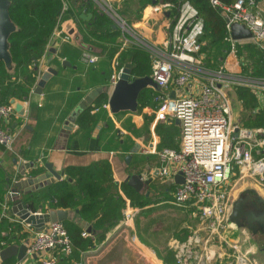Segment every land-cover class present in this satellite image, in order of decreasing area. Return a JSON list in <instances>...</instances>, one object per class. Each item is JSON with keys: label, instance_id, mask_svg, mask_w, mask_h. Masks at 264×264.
<instances>
[{"label": "crops", "instance_id": "obj_1", "mask_svg": "<svg viewBox=\"0 0 264 264\" xmlns=\"http://www.w3.org/2000/svg\"><path fill=\"white\" fill-rule=\"evenodd\" d=\"M92 1L95 8L100 7L104 11L105 8L101 7L103 1L110 8H119L122 16H124V13L127 16L126 21L119 17L120 20L125 22L126 30H124L116 21V17L115 19L108 11H104L114 22L113 29L118 28L122 32L120 48L114 56L109 57V50H104L105 46L97 45L96 43L99 42L92 39L86 31L83 33L86 27L84 22L92 20V13L83 12L86 15H92L90 20L83 19L81 14L79 19L76 18L77 20L72 17L65 19L62 26L58 28L59 33L57 32L53 36L49 47L56 49V55L47 54L46 57H43L40 67V76L50 67L55 69L57 74H53L45 83L42 94H37L33 90L28 101L14 99L17 103L23 105L25 114L21 115L16 111V115L4 125L10 132L17 135V140L15 153L10 152L5 145L0 143V165L12 164L14 176L19 177L18 174H20L22 176L21 180H24L46 173L45 164L51 163L56 171L59 173L64 172L62 178L64 180L65 169L68 167H85L98 161L108 160L112 165L115 177L116 186L113 188V192L117 191V193L122 194L121 185L122 183H127L126 179L131 176L129 170L130 166L136 163V154L138 156L144 155L145 159L152 162L153 167H147L137 174L142 175L143 181L152 180V182L145 185L139 193L142 194V191L147 187L156 188L160 181V183L169 185L172 189L170 199L166 197L167 199L165 198L159 203L160 205H166L170 200L172 202L176 185L172 184L171 181L162 179L158 174L157 171L161 162L158 155L142 154L141 148L145 146L156 151H160L163 148L178 150L180 148V139L179 137L176 139L175 136L179 133L181 138V123L178 124V120L173 119L158 122L155 118L154 101L153 106L145 105L142 113L125 111L113 114L111 110L101 109L99 112H95V109L96 107L102 108L104 103H109V97L113 90L111 83L112 73L123 69L127 63L135 65L133 62L134 54L133 52L129 53L130 46L136 45L135 36L145 40L156 49L168 50L173 27L171 17L165 12L157 11L154 5L141 8L135 13L133 10H135L134 7L136 8V5L133 4L134 7L128 4L126 6L123 5L126 0ZM114 25H116L115 28ZM247 42L250 41H238L233 44L230 53L222 66H220L224 71L231 74L249 75L245 72V68L242 65L243 45ZM88 56H97L99 60L95 64H89ZM198 56L203 58V60L205 59L202 53ZM51 59L52 61H49ZM64 60L69 64L63 66ZM180 71H182V68L177 65L174 69L176 76ZM201 81L202 79L200 78L195 82L190 93L198 92L200 89L199 82ZM97 87H103L104 92L88 107H92L90 113L91 116H95L96 121L88 127H81L79 118L88 111L87 108L78 115L73 127L68 129L67 123L76 107ZM145 90L154 91L155 93L158 91L152 87ZM231 91L228 92L230 100ZM186 93H188L187 90L183 91L174 83L170 86V96L173 98ZM257 97L259 99V109H263L264 97L263 95ZM134 118H137V124L143 128L147 127L148 129L151 127L152 137L150 136L147 142L142 139V141H138L135 144L133 138L128 137L131 139H127L120 134V130L127 133L125 131L128 129L127 125ZM145 118L148 123H145ZM158 123L159 125H157ZM165 142L168 147H166ZM137 144L141 146L140 150L137 153H132L133 149H137ZM130 154H132V158L128 163L126 158ZM12 157H14L13 161L11 160ZM33 161H35V167L27 169L26 165ZM22 169H25V175L21 174ZM235 177L237 185L234 189V196L236 200L246 193H253L252 190H255L256 193L264 198V185L258 179L240 175L237 170ZM54 181L57 180H47L42 185L40 184L39 187L30 186L25 191L34 192V190L46 187L50 182ZM250 183L254 185L251 186ZM7 193L3 202L7 198ZM147 197L149 198V196ZM3 202H1V209ZM49 206L47 204L46 207L30 210L32 212L46 211ZM84 208L85 204H82L77 209L78 212L77 210L69 211L68 218V220L79 225L84 232L88 233V236L83 235L84 237L92 240L93 247L80 254L79 261L82 264H176L175 253L171 248V243L176 240L184 242L198 222V216L194 210L179 208L182 212L195 217L196 221H189L190 218L187 219L185 215L182 221H135L133 226L124 225L120 221V224L113 228L106 239L103 238L98 241L99 233L94 230L96 221L91 219L88 213L83 212ZM9 213L12 217L19 218L12 211V202ZM0 221H4L0 224L7 223L12 229L13 226H19L23 231H26L25 228H27L25 225L10 222L9 219L2 220L0 217ZM244 229V227H238L231 222V226L225 233L228 243L212 246L214 254L212 256V264H235V260L230 256L233 251L232 248H229L230 244H237L241 252L250 251L249 259L255 261L253 264H264V253L260 252L258 248L256 249V244H254L256 243L254 240H258L256 238L261 237L264 240V232L248 234L247 230ZM23 234L24 232L13 230V234L8 237V239L13 238V240H10L9 243L7 242L8 246L16 245L20 247L24 244ZM169 252L173 253L172 257H167ZM260 253L263 256H260ZM65 259L60 257L59 264H67ZM16 260L18 259L15 257L6 263H12ZM24 262L25 264H32L33 259L28 257Z\"/></svg>", "mask_w": 264, "mask_h": 264}, {"label": "built area", "instance_id": "obj_2", "mask_svg": "<svg viewBox=\"0 0 264 264\" xmlns=\"http://www.w3.org/2000/svg\"><path fill=\"white\" fill-rule=\"evenodd\" d=\"M213 7L223 15L225 26L233 44L232 27L240 24L252 33L250 42L264 52V2L260 0H236L227 4L221 0H210ZM160 12L170 13L172 32L168 50L163 51L148 46L155 61L151 77L158 84L159 90L154 94L156 120L165 122L178 120L181 123L180 148L178 150L163 148L156 151L142 147V154L158 155L160 167L158 173L164 180L176 185L172 203L178 208L194 210L198 216L197 225L184 242L174 241L171 248L175 253L176 264H212V246L228 243L225 233L231 226L230 217L236 201L234 189L237 185L236 170L245 177H255L264 185V130L248 129L233 119V108L228 92L238 87L252 88L255 94L264 97V76L253 78L242 74L227 73L220 67L209 70L204 66L201 53L204 22L197 9L188 0L178 5L161 3L154 5ZM67 6H65V9ZM124 30V21H117ZM58 32L55 30L53 36ZM59 33V32H58ZM61 34V33H60ZM53 38V37H52ZM141 42L135 36L137 45ZM139 46V45H137ZM233 46V45H232ZM49 53V49L47 51ZM46 53V54H47ZM97 56H88V63L98 62ZM180 65L182 71L175 76L174 69ZM122 69L114 71L111 83L114 86ZM202 79L198 92L192 91L195 82ZM176 84L188 93L177 97L170 96V86ZM111 110L109 103L102 108ZM16 115V105L0 104V143L15 153L17 135L4 127ZM122 134L125 132L120 130ZM120 133V134H121ZM181 174L184 182H175V176ZM19 180L14 178L13 185ZM12 188L2 204L1 219L25 225L28 238L24 240L27 257L32 264H59V258H69L73 254L71 238L63 222L47 223L42 230H37L20 218L10 215L13 195ZM122 223L133 226L136 209L129 207L131 201L124 197ZM46 211L36 213L47 214ZM4 222V221H0ZM9 229V230H8ZM4 231V236L13 234L12 227ZM88 236L87 232L83 233ZM9 244L0 240V251ZM230 256L235 264H253L249 259L250 251L241 252L237 244H230ZM25 259V260H26ZM25 264L24 260L12 263ZM69 264H82L73 260Z\"/></svg>", "mask_w": 264, "mask_h": 264}, {"label": "trees", "instance_id": "obj_3", "mask_svg": "<svg viewBox=\"0 0 264 264\" xmlns=\"http://www.w3.org/2000/svg\"><path fill=\"white\" fill-rule=\"evenodd\" d=\"M182 0H126L125 6L136 5L135 13L141 8L149 5L170 3L178 5ZM197 9L204 22L202 55L205 56L204 66L209 70H217L222 66L224 60L232 49L233 42L229 38L222 13L211 4L210 0H188ZM231 4L236 0H221ZM264 2V0H260ZM68 4L69 10L64 11ZM83 12L92 13L93 18L84 22L86 27L83 30L92 37L97 45L105 46L109 50V57L115 55L120 48L122 32L120 29H113L114 22L102 9L95 8L92 0H13L10 7V15L18 25L19 31L14 33L10 42L11 52L15 64V72L10 73L3 63L0 64V104H8L12 100L28 101L38 83L41 72L43 57H46L55 30L62 26L68 17L79 19ZM76 19V20H77ZM81 21V20H80ZM82 22V21H81ZM107 47V48H106ZM133 52V62L136 65L134 75L141 77L151 75L155 58L151 50H142L136 45L130 46ZM249 51V53L246 52ZM47 53V54H46ZM242 65L245 72L253 78L264 76V52L256 44L247 42L243 45ZM249 55V58H247ZM255 61V71L246 69L249 60ZM218 61L217 65L216 62ZM247 70V71H246ZM176 76V74H174ZM244 110L240 115L241 124L248 129L261 128L264 130V109H259V99L252 88L238 87ZM150 91V98L146 99V90L139 97L138 113H142L145 105L153 106V93ZM150 100V103L147 101ZM152 101V102H151ZM97 106V105H96ZM87 112L79 118L81 127H88L96 121L95 116ZM97 108V107H96ZM168 140V139H167ZM166 147L168 144L165 142ZM14 157L11 158L13 161ZM2 163V162H1ZM11 163V162H10ZM12 164H1L0 166V217L2 213L1 202L5 194L13 185V178L21 180L22 176H14ZM153 167L148 159L133 163L130 166L129 174L141 173L145 168ZM116 186L114 171L108 160L95 162L85 167L71 166L65 169V179L62 181L50 182L46 187L33 191H20V200L26 203L29 209L36 210L39 207H46L49 204L53 208L75 211L80 205L85 204L83 212L88 213L90 218L95 220L94 230L99 233L98 241L106 239L108 234L123 219L124 197H129L131 204L135 207L145 208L150 203L148 197L137 192L128 183H122V194L113 192ZM72 241L73 254L66 258L67 264L73 260H80V254L93 247L92 240L83 236V229L76 223L66 220L63 222ZM9 224H0V240H7L9 243L13 238L4 236V231ZM13 230L23 232L19 226ZM27 237V233L23 234ZM169 252L167 257H172ZM10 263V262H9Z\"/></svg>", "mask_w": 264, "mask_h": 264}, {"label": "water", "instance_id": "obj_4", "mask_svg": "<svg viewBox=\"0 0 264 264\" xmlns=\"http://www.w3.org/2000/svg\"><path fill=\"white\" fill-rule=\"evenodd\" d=\"M12 2L13 0H0V64L3 63L10 73L15 71L10 38L14 33L19 31L18 25L13 21L10 15V7ZM166 14L169 16L170 13L167 12ZM81 17L85 20H90L92 15H86L82 13ZM115 27L116 25H114V28ZM231 36L232 40L236 42L248 41L252 39V33L240 24L233 25ZM49 54L55 56L56 49L53 47L49 48ZM49 61H52V59ZM67 64L69 63L64 60L63 66ZM135 68L136 65L130 63L125 64L120 78L113 86L112 93L109 97V105L113 114H119L120 112L125 111L137 112L141 93L149 87L159 90L158 84L150 75L141 77L135 76ZM53 74L56 75L57 71L52 67L48 68L47 71L40 76L34 92L37 94H42L45 83L51 78ZM102 92H104L103 87H97L82 100V102L78 105V107H76L75 111L69 118L67 123L68 129L73 127V125L76 123L78 115L83 112V110L87 109ZM11 103L16 105V111L18 113L21 115L25 114V109L21 103H17L15 100H12ZM177 123L179 124L180 122L177 121ZM136 146L137 149H133L132 153H137L140 150L141 146L139 144ZM131 158L132 154L127 156L126 161L129 163ZM34 167L35 161L26 165L27 169ZM45 168L47 169V172L38 177L17 181L12 188L13 195L9 197L10 202H12V211L14 215L25 221L26 224L33 226L37 230H42L47 223L54 224L58 222H64L69 218V211L59 208H51L47 214L32 212L27 207L26 203L19 199L21 195L20 191H25L30 186L39 187L40 184L42 185L44 182L50 179H55L57 181L62 180L64 172L59 173L56 171L51 163H46ZM25 172V169L21 170L22 175H25ZM126 181L129 186L133 187L138 192L141 191L145 185L152 182V180L143 181L142 175L140 174H133L129 176ZM175 181L179 184H182L184 179L182 175L179 174L175 177ZM252 192L256 193L255 190H252ZM250 206L252 208H250ZM230 221L238 227H242L244 223H248V227L252 228L255 234L258 231L256 224H259L261 227V232H264V198L261 196H259V198H255L253 196H245L244 198L239 197L234 203ZM26 252L27 247L25 244H22L20 247L16 245H10L0 251V264L6 263L15 257L18 260H25L27 257Z\"/></svg>", "mask_w": 264, "mask_h": 264}, {"label": "rangeland", "instance_id": "obj_5", "mask_svg": "<svg viewBox=\"0 0 264 264\" xmlns=\"http://www.w3.org/2000/svg\"><path fill=\"white\" fill-rule=\"evenodd\" d=\"M123 5H124V3H123ZM66 6H67V8L65 9V7H64L63 12H67L69 10L68 4ZM96 6L98 7V5H96ZM101 7H104L105 10L108 11V13L112 14L113 17L114 18L116 17L119 21H121L120 18H122L126 21L127 16L125 15V13L123 14L124 16H122L119 8H116V7L110 8L109 6L105 5V3L103 1H102ZM98 8H100V7H98ZM117 19H116V21H118ZM137 45H139L138 47L141 48L142 50H145V51L148 49V46H151L150 44H148L143 39H141V42H138V40H137ZM131 52L132 51H129V53H131ZM246 52L249 53L248 50H246ZM247 58H249V55ZM248 60L250 63H248V66L246 67V69H249L250 72L255 71V66L257 63H255V61L253 59H248ZM217 63H218V61L216 62V65H217ZM14 72H12V73H14ZM232 90L233 91H231V101H232V105H233V119H234V122L236 124H239V123H241L240 115H241L242 111L244 110V106H243L241 99H239V96H238L239 93H237V91H235L237 89H235V90L232 89ZM146 93H147L146 99L150 98V96H151L150 91H146ZM147 102L150 103V100ZM263 109H264V107H263ZM155 118H156V113H155ZM145 123H148L146 118H145ZM157 125H159V123ZM127 128L128 129L125 130L127 133H124V134L121 133L122 137L127 138V139L133 138V141L135 144L138 141H142V139H145L147 142L150 139V136L152 137L151 127L147 129V127L143 128L142 126L138 125L137 124V118H134L131 122H129L127 125ZM128 137H131V138H128ZM178 137L180 139L179 133L177 136H175V138L177 139ZM144 159H145L144 155L138 156V154H136V158H135L136 162L143 161ZM253 185L251 184V186H253ZM115 193H117V191H115ZM171 193H172V189L170 188V186L166 185V184H162V182L160 183V181L158 182V185L156 188L151 189V188L147 187L145 190H143L142 191L143 197H145L144 195L149 196L150 203L145 208H142L139 206L135 207L133 204H131L129 206V207H132L133 209L137 210L135 221H182L184 218V215L187 216V219L190 218L189 221H196L195 217L191 216V214L182 212L181 209H179L177 206L172 204L171 200L169 201L170 204L169 203L166 205H162V204L160 205L159 204L166 197H168L170 199ZM129 199L130 198L127 197V200H129ZM22 231H23V229H22ZM247 232H248V234H250L249 231H247ZM28 237L29 236L27 234V237H25L24 240H26ZM256 239H258V240H254L256 242V243H254V244H256L255 248L256 249L258 248L260 250V252L264 253V240L261 237L256 238ZM249 248H251V246H249ZM262 253H260V256L261 255L263 256ZM253 262H255V261H253ZM257 264H260V263H257Z\"/></svg>", "mask_w": 264, "mask_h": 264}, {"label": "flooded vegetation", "instance_id": "obj_6", "mask_svg": "<svg viewBox=\"0 0 264 264\" xmlns=\"http://www.w3.org/2000/svg\"><path fill=\"white\" fill-rule=\"evenodd\" d=\"M245 196H253V197H255V198H259L260 195H259L258 193H246V194H244V195L241 196V197L244 198ZM251 204H252V203H251ZM250 208H252V207L250 206ZM249 211H250V210H249ZM257 219H259V218H257ZM242 227H244L247 231H249V233H251V234L254 233V232H253V229L248 227V223H244ZM256 227H257V230H258L256 234H259V233L261 232V227H260L259 224H256Z\"/></svg>", "mask_w": 264, "mask_h": 264}]
</instances>
